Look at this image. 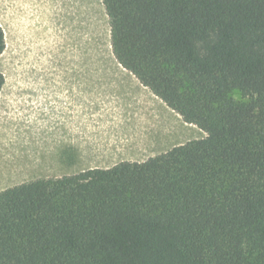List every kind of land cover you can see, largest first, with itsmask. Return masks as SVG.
I'll return each mask as SVG.
<instances>
[{"label": "trees", "instance_id": "obj_1", "mask_svg": "<svg viewBox=\"0 0 264 264\" xmlns=\"http://www.w3.org/2000/svg\"><path fill=\"white\" fill-rule=\"evenodd\" d=\"M102 1L117 62L206 135L0 190V264H264V0Z\"/></svg>", "mask_w": 264, "mask_h": 264}, {"label": "rangeland", "instance_id": "obj_2", "mask_svg": "<svg viewBox=\"0 0 264 264\" xmlns=\"http://www.w3.org/2000/svg\"><path fill=\"white\" fill-rule=\"evenodd\" d=\"M0 23V190L206 135L117 62L102 0H0Z\"/></svg>", "mask_w": 264, "mask_h": 264}]
</instances>
